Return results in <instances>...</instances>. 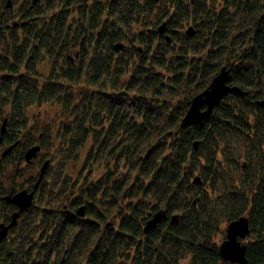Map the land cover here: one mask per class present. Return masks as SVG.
<instances>
[{"label":"trees","instance_id":"16d2710c","mask_svg":"<svg viewBox=\"0 0 264 264\" xmlns=\"http://www.w3.org/2000/svg\"><path fill=\"white\" fill-rule=\"evenodd\" d=\"M33 1L0 8L1 224L17 210L4 198L34 190L41 174L7 188L3 167L23 172L35 145L36 165L50 164L1 242L0 264H115L125 253L122 264H228L220 227L243 216L247 264H264V0ZM74 11L80 21L71 24ZM223 67L247 94L228 93L182 128L192 99ZM82 83L89 90L76 94ZM55 101L67 113L57 145L48 130L29 128L26 113ZM228 136L243 143V164L226 154ZM82 151L89 174L75 177L67 168ZM96 165L106 172L93 182ZM160 210L165 219L145 233ZM111 218L118 224L104 228Z\"/></svg>","mask_w":264,"mask_h":264},{"label":"water","instance_id":"95a60500","mask_svg":"<svg viewBox=\"0 0 264 264\" xmlns=\"http://www.w3.org/2000/svg\"><path fill=\"white\" fill-rule=\"evenodd\" d=\"M160 32H162V29H160ZM186 33L192 35L194 33L193 27H190ZM167 40H170L169 37H167ZM115 49H124V44L121 42L117 43L115 45ZM229 79L230 70L223 67L220 72L212 79L210 85L192 99L190 107L183 117L180 126L184 128L188 125L201 123L212 114L214 108L228 93H232L238 96H245L247 94V92L243 91L239 86H230ZM260 104L264 105V102H260ZM4 131L5 125H3L2 133ZM196 144L197 143H195V145ZM14 147L15 144L7 148L3 152L2 156H6ZM40 149L41 148L39 145H35L29 148L25 153L26 161L30 162L32 159H34L40 152ZM49 164V160H47L43 164L40 177L32 192L23 190L17 192L14 195H9L4 198L7 203H11L17 206L18 211L13 214L11 223L0 224V245L3 239L7 237L10 229L17 224V219L21 215V213L26 211L31 206L37 187L44 178ZM195 182H199V177L195 178ZM84 211L85 208L84 206H82L77 210L76 213L78 216L84 217ZM165 217V210L156 212L153 217L147 221L144 229L145 233H148L151 229L160 224L165 219ZM249 234V221L246 217L243 216L238 220L229 223L226 230V238L223 242H221L219 247L220 257L225 262H228L230 264H247L246 245L242 240L245 239Z\"/></svg>","mask_w":264,"mask_h":264},{"label":"rangeland","instance_id":"374dc122","mask_svg":"<svg viewBox=\"0 0 264 264\" xmlns=\"http://www.w3.org/2000/svg\"><path fill=\"white\" fill-rule=\"evenodd\" d=\"M91 1H89V3H88L89 7L91 4ZM4 4L5 3H3V5ZM19 5H20L19 0H14V8L18 9ZM0 8H2V6H0ZM11 20H13V18ZM79 21H80V14L78 12L74 11L73 14L71 15L70 19H69V22L72 24V23H78ZM134 28H135V30L138 31L141 28V26L139 24H136L134 26ZM20 32H21L22 37H24V35L22 34V30H20ZM127 44H129V43H127ZM1 49H2V44L0 42V51H1ZM72 49L75 51L76 49H79V47L73 46ZM205 55H206V52H204V56ZM48 70H49L48 66L46 67V65H42L40 72L46 73ZM127 76L128 75H126V79H127ZM75 89H76V91H75L76 94H79L83 91L89 90V89H87V85L85 83H82L79 86H75ZM26 113H27V116L29 119V128H32L34 126L33 129L35 130V132L37 134L40 132H44L45 130H48L49 134H51V136L53 138L54 144L57 145L58 144L57 134L59 132L58 129L60 126L63 125V122L64 123L67 122V113H65V111L63 110L61 103L59 101L44 102L41 104L35 103V104H32L31 106L28 107V110H26ZM28 130H30V129H28ZM230 137L231 136L226 137V143L228 144V147H226L227 148L226 154L228 153L234 159L240 160V163L243 164L246 161V158H244V154L246 153V149L243 146V143H241V144L236 143ZM84 156H85V152L82 153V157L78 161H73L68 165L67 172L70 175L77 177L80 174H82L83 176L89 174L88 170H81V168L83 167ZM252 159H253L252 166H253V170H254V169H256V167L259 164V158H257L255 156V158L254 157L251 158V161H252ZM34 160H35V162H34ZM40 160H42V157H39L37 159H33L32 161L36 165V163ZM28 166H29L28 163H26L25 161H21L19 167H20V169L24 168L23 172L22 171L16 172L17 168L14 165L8 164V165L4 166L3 170H2L4 185L8 188V187H11L12 185L14 186V184H16V189H19L20 185L27 187L26 182L31 177H35L36 174L39 171H41L40 167L38 165L35 166V169L29 168ZM253 170H250V172L251 171L253 172ZM123 171L125 172L126 169H123ZM104 172H106L105 165L104 166L96 165L94 167L92 173H91L90 178L93 180V182H95ZM196 175H199V174L197 173ZM196 177H199V176H196ZM114 223L117 225L118 219L114 220L111 218L110 220H108L107 222H105L103 224V227L105 228L109 224V226L106 227L108 229L110 227V225L114 224ZM227 227H228L227 224L222 223L220 228H222L223 230H226ZM218 234H219L218 235V241L221 242L222 239L224 238V235L221 232ZM75 252L76 251H74V253ZM130 252L132 254H134L135 248H132ZM119 255H120V257H117L115 264H122L123 261L125 260L126 253L125 254H119ZM63 258H64V256H63ZM127 261L130 262L131 259H129ZM228 264H230V263H228Z\"/></svg>","mask_w":264,"mask_h":264},{"label":"flooded vegetation","instance_id":"af4514ba","mask_svg":"<svg viewBox=\"0 0 264 264\" xmlns=\"http://www.w3.org/2000/svg\"><path fill=\"white\" fill-rule=\"evenodd\" d=\"M4 1H6L7 2V5H3V3H5ZM38 1H40V0H34L33 1V3H31L30 5H31V7L32 6H34L35 5V3L36 2H38ZM89 1H91V0H89ZM89 1H87V0H84V5H83V7L85 6V4H88L89 3ZM93 1V0H92ZM43 2V1H42ZM41 2V3H42ZM94 2V1H93ZM13 4H14V0H0V6H2V12H4L6 9H7V7H9V8H11L12 6H13ZM35 17H36V15H35ZM12 146V145H11ZM10 147V146H9ZM26 153V152H25ZM39 154V153H38ZM41 157V156H40ZM37 158H39V156L37 155L34 159H37ZM24 160H25V162L26 163H29L28 161H26V158H25V155H24ZM32 161V160H31ZM30 161V162H31ZM35 161V160H34ZM41 168H42V166H41ZM41 168H40V170H41ZM39 186V185H38ZM35 187V186H34ZM33 187V188H34ZM37 189H38V187H37ZM32 191H33V189H32ZM32 191H29V192H32ZM37 191V190H36ZM36 193V192H35ZM14 205V204H13ZM17 207V206H16ZM18 211V207H17V210L15 211V212H17ZM14 212V213H15ZM13 217V216H12ZM20 217V216H19ZM19 217H18V219H19ZM18 219H17V224H18ZM11 221H12V219H11ZM11 221L9 222V223H11ZM5 223V222H4ZM1 224V223H0ZM3 224V223H2ZM6 224V223H5ZM16 224V225H17ZM12 229V228H11ZM9 233H10V231H9ZM8 233V234H9Z\"/></svg>","mask_w":264,"mask_h":264},{"label":"bare ground","instance_id":"6f19581e","mask_svg":"<svg viewBox=\"0 0 264 264\" xmlns=\"http://www.w3.org/2000/svg\"><path fill=\"white\" fill-rule=\"evenodd\" d=\"M227 230V229H226Z\"/></svg>","mask_w":264,"mask_h":264}]
</instances>
